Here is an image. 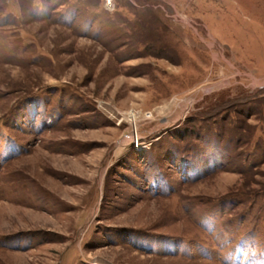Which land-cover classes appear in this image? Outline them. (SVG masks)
<instances>
[{"label": "rangeland", "instance_id": "obj_1", "mask_svg": "<svg viewBox=\"0 0 264 264\" xmlns=\"http://www.w3.org/2000/svg\"><path fill=\"white\" fill-rule=\"evenodd\" d=\"M0 264H264V0H0Z\"/></svg>", "mask_w": 264, "mask_h": 264}, {"label": "bare ground", "instance_id": "obj_2", "mask_svg": "<svg viewBox=\"0 0 264 264\" xmlns=\"http://www.w3.org/2000/svg\"><path fill=\"white\" fill-rule=\"evenodd\" d=\"M134 125H135V123H134ZM135 131V130H134ZM135 134V133H134ZM135 136H136V134H135Z\"/></svg>", "mask_w": 264, "mask_h": 264}]
</instances>
